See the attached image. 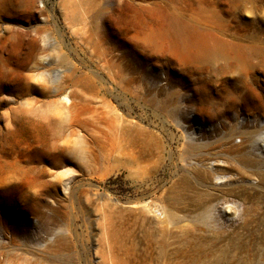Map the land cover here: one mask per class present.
Instances as JSON below:
<instances>
[{
    "label": "rangeland",
    "instance_id": "374dc122",
    "mask_svg": "<svg viewBox=\"0 0 264 264\" xmlns=\"http://www.w3.org/2000/svg\"><path fill=\"white\" fill-rule=\"evenodd\" d=\"M2 11L3 264H264V170L199 182L175 143L177 123L214 152L230 129L264 128V0H10ZM177 34L209 40L182 58ZM171 191L181 201L169 208ZM166 212L174 223H159Z\"/></svg>",
    "mask_w": 264,
    "mask_h": 264
},
{
    "label": "bare ground",
    "instance_id": "6f19581e",
    "mask_svg": "<svg viewBox=\"0 0 264 264\" xmlns=\"http://www.w3.org/2000/svg\"><path fill=\"white\" fill-rule=\"evenodd\" d=\"M9 4L10 0H0V20L3 18L2 10H5ZM176 37L182 58L193 56L192 47L196 44L203 46L209 40L208 36L200 34L194 35L193 38L185 34H177ZM214 46L216 50L221 47L219 44H215ZM259 126L244 124L230 129L220 139L218 147L221 150L214 152L213 148L215 146L213 145V147L204 137H195L196 133H192L190 128L177 123L179 135L176 136L175 143L178 147V160L184 163L193 160L194 163L200 165L201 167L195 166L192 168L191 173L197 181L205 183H208L212 177H228L227 180H230L233 172L239 171L241 170L240 168L246 166L264 170V128ZM235 137L241 139L239 145L234 143ZM129 145L134 146L135 143L130 141ZM131 158L132 160L134 159L133 155ZM229 160H233L235 164L229 163ZM209 166L212 167L211 171L208 168ZM185 180L186 178L183 179V182ZM208 189L210 191L205 195H200L197 201L199 203L197 205L202 209L200 220L205 223L210 220L208 208L205 203L208 201L207 199L217 197L216 191H218V188L212 184H208ZM171 193L165 200L169 208L170 205H179L181 201L180 196L175 191H171ZM220 194L229 196L236 194V192L233 188H226ZM175 221V215L171 212H166L165 218L159 223H165L167 225V223L172 224ZM2 261L0 259V264H3Z\"/></svg>",
    "mask_w": 264,
    "mask_h": 264
}]
</instances>
